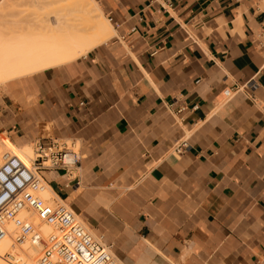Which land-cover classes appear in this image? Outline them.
<instances>
[{
  "label": "crops",
  "instance_id": "0c3cea01",
  "mask_svg": "<svg viewBox=\"0 0 264 264\" xmlns=\"http://www.w3.org/2000/svg\"><path fill=\"white\" fill-rule=\"evenodd\" d=\"M94 1L113 37L0 83V136L79 147L42 180L121 264H264V2Z\"/></svg>",
  "mask_w": 264,
  "mask_h": 264
},
{
  "label": "bare ground",
  "instance_id": "6f19581e",
  "mask_svg": "<svg viewBox=\"0 0 264 264\" xmlns=\"http://www.w3.org/2000/svg\"><path fill=\"white\" fill-rule=\"evenodd\" d=\"M2 1L0 83L72 62L114 35L111 25L94 0ZM9 146L19 152L16 155L20 154L26 164H30L32 148L17 149L5 135L0 136V157ZM51 195L43 182L40 196L51 202L56 198L49 200ZM21 216L29 218L43 234L52 231L51 226L41 222L35 213L23 211ZM13 231L12 224L7 225V235L0 241V264H38L40 245L29 241L17 243ZM14 245L21 247L15 249Z\"/></svg>",
  "mask_w": 264,
  "mask_h": 264
},
{
  "label": "built area",
  "instance_id": "2783aa9c",
  "mask_svg": "<svg viewBox=\"0 0 264 264\" xmlns=\"http://www.w3.org/2000/svg\"><path fill=\"white\" fill-rule=\"evenodd\" d=\"M262 34L264 36V29ZM224 93L226 97L232 96L233 90L226 89ZM188 147V143L182 141L176 144L175 151L182 153ZM34 155L28 166L15 154L3 153L0 241L7 235V225L12 224L17 243L29 241L40 245L38 264H118L110 246L95 236L67 204L49 202L40 196L43 188L40 171L61 169L76 178L81 164L80 149L72 142L40 140L34 146ZM23 211L35 213L52 231L43 234L29 218L21 216Z\"/></svg>",
  "mask_w": 264,
  "mask_h": 264
},
{
  "label": "rangeland",
  "instance_id": "374dc122",
  "mask_svg": "<svg viewBox=\"0 0 264 264\" xmlns=\"http://www.w3.org/2000/svg\"><path fill=\"white\" fill-rule=\"evenodd\" d=\"M15 1V0H14ZM3 1L2 0H0V3H2ZM24 8V7H23ZM19 9H22V7H20ZM11 142V141H10ZM12 143V142H11ZM68 143L70 144L71 142L70 141H68ZM13 144V143H12ZM14 145V144H13ZM15 146V145H14ZM10 147L12 148V146H9L8 148L9 149H6V150H3L2 151V153H1V157H0V166L4 163V160H3V153L4 152H6V151H11L12 149H10ZM16 147V146H15ZM31 148H32V153H31V162H29V163H32V160H33V158H34V146H30ZM24 148V147H23ZM77 148H79L78 146H77ZM13 149H14V147H13ZM15 151V152H14ZM14 152V153H13ZM17 151L14 149V150H12L11 151V153H13V154H17V153H19V152H17ZM16 156H18L19 158H20V154H18V155H16ZM27 164H28V162H27ZM30 164H28V166H29ZM46 186V185H45ZM48 189H50L48 186H46ZM50 192H51V196L49 197V200L50 199H52L53 197H55L54 196V194L52 193V191L50 190ZM55 201H58V202H61L60 200H58L57 198H54L51 202H55ZM62 203V202H61ZM80 220V219H79ZM82 222V221H81ZM83 224H84V222H82ZM86 226V225H85ZM87 227V226H86ZM88 228V227H87ZM89 229V228H88ZM90 230V229H89ZM91 232H92V230H90ZM95 236H97V235H95ZM18 245H20V244H18ZM18 245H14L15 246V249H19V247H21V246H18ZM113 252V251H112ZM113 254H114V252H113ZM115 255V254H114ZM116 256V255H115ZM5 258H4V255H3V260H4ZM117 260H118V264H121V262L119 261V259L117 258ZM5 262H6V260H4ZM7 262H9V260H7ZM17 264H19V262L17 263Z\"/></svg>",
  "mask_w": 264,
  "mask_h": 264
}]
</instances>
